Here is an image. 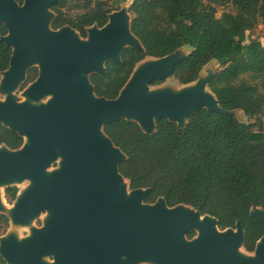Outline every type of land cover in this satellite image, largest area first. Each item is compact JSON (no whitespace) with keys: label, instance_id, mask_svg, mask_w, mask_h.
<instances>
[{"label":"water","instance_id":"water-1","mask_svg":"<svg viewBox=\"0 0 264 264\" xmlns=\"http://www.w3.org/2000/svg\"><path fill=\"white\" fill-rule=\"evenodd\" d=\"M57 2L0 0V26L7 30L0 40L12 49L0 79V93L7 95L0 101V123L25 141L18 150L0 146V196L5 186L31 181L9 215L0 199V214L13 225L51 214L30 238L1 240L0 256L7 264H46L45 256L54 257L52 264H123V256L128 264H264V236L252 256L237 255L245 250L241 222L220 230L216 218L193 207L170 208L164 198L146 203L151 190H131L119 172L127 157L104 132L120 120L137 123L146 135L163 119L182 130L202 110L244 123L243 111L223 110L209 89L215 65L207 64L191 84L152 90L156 80L174 77L177 65L192 54L182 47L138 63L116 99L97 97L90 77L105 75L106 64L120 63L125 49L144 50L132 33L130 8L110 14L103 28H88L83 40L70 26L52 28ZM33 66L38 77L25 91L28 101L18 103L12 93ZM44 97L50 98L46 104H33ZM58 159L60 168L47 174ZM250 217L264 225L262 208L253 207ZM195 232V239L185 238Z\"/></svg>","mask_w":264,"mask_h":264},{"label":"trees","instance_id":"trees-1","mask_svg":"<svg viewBox=\"0 0 264 264\" xmlns=\"http://www.w3.org/2000/svg\"><path fill=\"white\" fill-rule=\"evenodd\" d=\"M230 1L236 12L217 17L214 0H134L131 30L144 50L125 49L120 63H107L106 74H94L90 81L97 97L114 100L146 58L191 48L192 54L175 69L174 78L181 85L197 81L210 62L219 63L209 89L223 110H241L250 122L202 110L190 116L182 130L163 119L157 121L153 135H146L137 123L120 120L106 125L104 132L127 157L119 172L131 190H151L146 203L164 198L170 208L193 207L216 218L220 230L241 222L244 248L252 253L264 236V225L250 217L253 207L264 210V45L260 40L249 41L247 33L258 25L264 28V0ZM72 3L81 13L67 17L63 10ZM52 11L54 30L70 26L82 38L90 27H105L113 13L108 3L96 0H58ZM6 35L0 26V38ZM11 56L12 49L0 40V79L9 69ZM161 83L156 80L153 86ZM24 142L0 123V146L18 150ZM18 192L17 187L5 189L9 201ZM8 225L9 218L0 214V233ZM0 264H6L1 257Z\"/></svg>","mask_w":264,"mask_h":264},{"label":"rangeland","instance_id":"rangeland-1","mask_svg":"<svg viewBox=\"0 0 264 264\" xmlns=\"http://www.w3.org/2000/svg\"><path fill=\"white\" fill-rule=\"evenodd\" d=\"M96 1H104L106 3H108L109 8L114 12H118L121 9L128 7L130 8L132 2L134 0H127L126 2H116V0H96ZM214 6L217 8L218 13H217V17H220L221 14L223 12H230V13H235V9L232 6V3L230 0H214ZM75 7V3H72L71 7L64 9L63 13L65 16L67 17H75L76 15H78L80 12V10H77ZM131 14V13H130ZM55 18V15H54ZM132 18V15H131ZM83 40H86V38H82ZM247 39L250 40H260L262 42V44L264 45V28L262 25H258L256 27V29H254L251 32L247 33ZM190 49H188V52H190ZM152 58H148L147 61H151ZM140 69L141 66H138ZM39 74V68L37 66H33L32 68H30V70L27 73L26 79L24 82H22V84L15 90L13 91L12 95L13 97L17 100L18 103H24L27 102V98L25 97V91L28 89V87L33 83V81H35L38 77ZM167 86H173V87H177L180 88L184 85H181L178 80L174 77L162 82L159 85L153 86L151 87L152 90H159V89H163L164 87ZM261 92L264 93V90L261 89ZM7 95L5 93H0V101H5ZM49 97H44L41 100L37 101V102H33L34 105H41V104H46L49 101ZM242 121H244V123H248L250 122L249 118L247 116L242 117ZM264 121V119H263ZM60 168V159L56 160L55 162H53L46 170L47 174H51L54 171L58 170ZM17 186V188L20 191L19 194V199H21V197H23L26 194V191L28 187L31 186V181L29 180H24L23 183L21 184H15ZM7 187H3L2 189V194L0 196L1 202L4 204L3 207V212L7 215H9L10 210L14 211L16 204L15 201L14 202H10L7 198H6V194H5V189ZM51 217L50 212L48 211H44L41 212L37 217H35L31 223L26 224V225H13V223L10 221V224L7 228V230L2 234L0 233V241L3 240L6 237L9 236H13L15 237L18 241H24L28 238H30L33 234L32 231L34 229H43L45 227L46 221L49 220ZM190 235V234H189ZM189 235H186V239L187 240H193L198 236V233L195 232V234L192 237H189ZM241 256L243 257H247V255L252 256L253 253H248L246 252L244 249H240ZM42 261L46 264H52L55 262L54 257L53 256H45L42 258ZM123 264H128L126 262V258H122L121 259ZM139 264H150L149 262H143V263H139Z\"/></svg>","mask_w":264,"mask_h":264},{"label":"crops","instance_id":"crops-1","mask_svg":"<svg viewBox=\"0 0 264 264\" xmlns=\"http://www.w3.org/2000/svg\"><path fill=\"white\" fill-rule=\"evenodd\" d=\"M191 51H193L192 49H190ZM211 63H213L215 65V69L216 71L218 72L219 68H220V65L217 61H212Z\"/></svg>","mask_w":264,"mask_h":264},{"label":"bare ground","instance_id":"bare-ground-1","mask_svg":"<svg viewBox=\"0 0 264 264\" xmlns=\"http://www.w3.org/2000/svg\"><path fill=\"white\" fill-rule=\"evenodd\" d=\"M203 221H204V218H203V217L200 218V220H199L200 224H202ZM240 249H243V248H240ZM240 249L237 250V255H238V256H241V255H239V254H241ZM241 257H243V256H241Z\"/></svg>","mask_w":264,"mask_h":264},{"label":"flooded vegetation","instance_id":"flooded-vegetation-1","mask_svg":"<svg viewBox=\"0 0 264 264\" xmlns=\"http://www.w3.org/2000/svg\"><path fill=\"white\" fill-rule=\"evenodd\" d=\"M33 82H34V81H33ZM18 193H19V192H18ZM17 196H18V194H17ZM6 198H7V197H6ZM16 199H17V197H16ZM16 199H15V200H16ZM15 200H14V201H15ZM14 201H10V202H14ZM47 221H48V220H47ZM47 221H46V222H47ZM9 224H10V220H9ZM8 226H9V225H8ZM8 226H7V228H8ZM7 228H6V230H7ZM6 230H5V231H6ZM2 234H3V233H2ZM0 257H1V256H0ZM1 258H2V257H1ZM122 258H124V256H123ZM2 259H3V258H2ZM6 264H7V263H6Z\"/></svg>","mask_w":264,"mask_h":264}]
</instances>
